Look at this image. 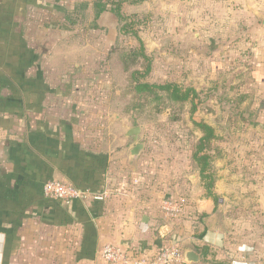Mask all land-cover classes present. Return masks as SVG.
Returning a JSON list of instances; mask_svg holds the SVG:
<instances>
[{"label": "rangeland", "instance_id": "1", "mask_svg": "<svg viewBox=\"0 0 264 264\" xmlns=\"http://www.w3.org/2000/svg\"><path fill=\"white\" fill-rule=\"evenodd\" d=\"M243 1L144 0L141 6L123 8L129 27L128 33H119L120 26L110 14L101 20L96 32L90 31V20L76 28L64 24L61 12L71 0H0V45L4 43L6 48L11 43L9 51L12 50V58L17 62L16 51L21 42L17 34L7 32L17 31L11 19H18L20 27L29 33L24 42L31 48L24 50L32 53L31 58L21 56L23 66L31 69L36 64L37 69L47 63L55 68L62 56L73 69L84 66V90L65 86L76 107L85 102L82 114L88 119L82 116L83 130L79 128V136L102 135L108 131L109 117L113 114L122 117L130 127H141L148 162L153 166L147 174H160L155 178L165 184L159 186L164 199L173 188L189 200L193 198L187 188L188 177L198 176L199 186L193 191H200V197L210 199L215 206V226L225 235V244L219 250L224 252L226 261L264 264V83L259 84L255 74L258 55L256 40L251 37L255 18L252 10L257 9L256 1L260 0ZM242 4L246 5L244 9ZM18 5L21 7L12 11ZM59 40L62 43L56 51L49 49ZM140 43L147 59L141 57ZM113 50L124 54L138 51L130 70L145 74L142 82L174 84L182 91L195 90L196 96L188 102L176 103L160 90L155 91L157 97L138 95L129 73L113 69L119 55ZM33 51L45 57H35ZM97 68L104 74L97 76ZM8 72L15 79L16 70L9 67ZM3 94L8 95L6 91ZM193 101L194 118L215 131L216 137L206 153L210 156L209 173L214 181L211 190L218 201L209 198L206 185L210 181L201 179L199 166L193 159L202 136L192 123ZM19 106L16 103L15 108ZM9 109L12 110L7 108V112H11ZM103 112L108 118H101ZM23 128L21 122L19 132L16 129L13 135L3 134L14 143L9 152L1 150L5 145L0 146V176L3 175L0 179L6 183L3 186L1 181L0 197L2 191L8 198L17 197L23 189L20 182H15L20 174L11 173L10 169L17 159L23 161L17 141L24 137L20 134ZM5 160L7 166L3 168Z\"/></svg>", "mask_w": 264, "mask_h": 264}, {"label": "crops", "instance_id": "2", "mask_svg": "<svg viewBox=\"0 0 264 264\" xmlns=\"http://www.w3.org/2000/svg\"><path fill=\"white\" fill-rule=\"evenodd\" d=\"M78 1L83 0H71L65 9L68 10ZM87 1L92 3L95 0ZM256 2L257 9L252 10L255 18L251 37L256 40L258 55L255 74L258 83L262 84L264 0ZM142 4L127 0L122 10L126 6L132 8ZM20 7L18 5L12 11L16 12ZM245 7L241 5L242 9ZM107 14L117 22L114 14L108 11L101 15L99 25ZM11 22L16 23L14 29L17 31L7 28V34H17L15 36L19 38L21 47L16 51L17 62L14 58L10 63L7 62L8 66L16 70L12 88L11 83L6 81L10 86L6 85L0 94V146L5 145L1 150L8 149V152L9 148L12 149L14 140L11 137L12 141L7 140L3 134L13 135L16 129L19 132L20 123L23 122L24 128L20 134L24 137L17 139L23 161L17 159L15 166L11 164L10 167L11 173L20 174L15 182H20L23 189L18 188L22 193L17 197L11 195L8 198L3 191L1 193L0 264H106L102 262L100 251L108 244L121 245L134 255L151 257L163 245L171 243L179 244L182 249L187 244L199 249H185L200 257L197 264H234L226 261L224 252L219 250L225 244V235L215 226L217 216L213 213V202L204 196L200 197V191H193L199 186L200 178L188 177L190 183L187 188L193 193V198L189 200L186 197L189 207L183 216L177 220L165 218L161 210L164 194L162 189L159 190V186L165 187V184L163 180L157 181L155 178L160 174H147L153 166L148 162V148L143 142L142 133L144 150L135 163L131 160L132 146L124 137L132 127L117 114L109 117L106 133L99 136L86 135V138L79 136V128L83 130L85 114H82V110L85 102H82L80 108L76 107L65 86H69L70 90H84V66L81 69L75 66L73 69L72 65L62 60L63 56L55 68L48 67L47 63L37 69H34L36 64L31 69L23 66L25 62L21 56L27 59L32 55L30 51L24 50L26 47L31 48L30 44L24 42V36L29 33L20 27V20L11 19ZM6 40H9L8 36ZM60 42L49 49L54 48L56 51L61 46ZM4 46V43L0 45L1 59L14 57L12 50L9 51L11 43L6 48ZM41 55L45 57L41 52L33 51V56L41 58ZM3 64H0L1 72L6 71L5 67H1ZM22 74L25 78H22ZM3 91L8 95L5 96ZM85 98L87 100V95ZM34 100L35 103L30 104ZM16 103L20 104L18 108H15ZM7 108H12L9 109L11 112H7ZM38 108L45 112L41 113ZM31 109L33 111L29 113ZM10 113L14 114L10 116ZM102 115L101 118H108L104 112ZM3 163L5 168L6 160ZM52 180L70 183L81 190L103 195L105 199L95 201L90 198L69 204L47 200L43 186ZM2 183L6 186L5 182ZM178 197L185 196L173 188L165 199ZM204 214L209 216L200 218ZM204 232V238H200L199 235ZM204 248H208L207 254L203 253Z\"/></svg>", "mask_w": 264, "mask_h": 264}, {"label": "trees", "instance_id": "3", "mask_svg": "<svg viewBox=\"0 0 264 264\" xmlns=\"http://www.w3.org/2000/svg\"><path fill=\"white\" fill-rule=\"evenodd\" d=\"M144 0H133V3L135 4H141L143 3ZM127 2V0H117V1H113V0H95L92 3H90L87 0H83V1H78L77 3H75L74 5H72L71 8H69L68 10L65 9L63 12V20L64 23L68 26H70L71 28H76L77 26H80L81 24L87 22L88 20H90V31L96 32L100 29V25L98 24V21L101 17V15L105 12H112L114 14V16L117 19V25H119V33H128L127 32V28L129 27L127 24V17L123 14V10H122V6L123 4ZM141 44V49L139 50V52H141V57L147 59V57L145 56L144 53V47ZM115 55L119 54L117 57V61L114 62V66L113 69L117 68L119 72L122 73H129L130 77H131V82L134 84V91H136V93L138 95H145V94H152L155 95V91L156 90H160L163 92L168 93L169 95V99L173 102L176 103H185L190 101L191 99L193 100L194 97L196 96V92L193 89H186L184 91L181 90L180 87L174 85V84H166V85H155V84H150L147 82H142L141 79H143L146 75L143 74L142 72L139 71H131L130 70V66L131 61L135 60L134 57H136L138 54L136 50H134L133 52L129 51L124 53H119L120 50H113L112 51ZM113 54V55H114ZM120 60V63H119ZM12 61V57H8L6 56L5 60L1 59L0 56V64L4 63L1 67H5L6 71L2 70V72L0 71V79H1V83H0V94H1V90L6 86H10V84H8L9 82L11 83V88H12V80H13V76L12 74H10L8 72V68L11 66H8L7 62H11ZM6 62V63H5ZM122 63V64H121ZM5 65V66H4ZM12 69V67H11ZM146 73H148V70L146 71ZM95 74L97 76H101L104 73H102L101 68H97ZM6 81H8V83H6ZM3 87V88H1ZM157 97V96H156ZM2 98L0 97V102H1ZM196 112V104L193 101L192 104V123L193 125L199 129L202 132V136L198 139L197 145H196V149L193 153V159L196 161L197 165L199 166L200 169V176L201 179L204 181H210L209 184L206 185L208 194H209V198L218 201L217 196L212 192V186H213V176L212 174L209 173V168H210V164H209V160H210V156L206 153V151H208V148L211 144V142L215 139V131L214 129L209 126L208 124H206L203 121H198L194 118V114ZM206 216H201L200 218H204ZM205 236V232L201 233L199 235L200 238H204ZM186 248H191L193 250L199 251V249L195 248L192 245H184L183 250L185 251ZM206 249L208 248H204L203 253H206ZM207 254V253H206ZM205 257V254H202V257ZM203 261L204 258H203ZM215 264V263H212Z\"/></svg>", "mask_w": 264, "mask_h": 264}, {"label": "built area", "instance_id": "4", "mask_svg": "<svg viewBox=\"0 0 264 264\" xmlns=\"http://www.w3.org/2000/svg\"><path fill=\"white\" fill-rule=\"evenodd\" d=\"M45 199L62 203L86 201L92 198L103 201L105 196L81 190L76 186L62 181H48L43 186ZM189 207L186 197L164 199L161 210L167 219L177 220ZM184 250L179 244H165L153 256H138L125 250L121 245L108 244L101 250V257L107 264H185Z\"/></svg>", "mask_w": 264, "mask_h": 264}, {"label": "water", "instance_id": "5", "mask_svg": "<svg viewBox=\"0 0 264 264\" xmlns=\"http://www.w3.org/2000/svg\"><path fill=\"white\" fill-rule=\"evenodd\" d=\"M118 119V118H117ZM141 127H132L129 128L124 137L129 140L130 145L132 146L131 150V160L135 163L142 154L144 150V144L141 142ZM184 257L186 263L197 264L200 261V257L191 250H186L184 252Z\"/></svg>", "mask_w": 264, "mask_h": 264}]
</instances>
